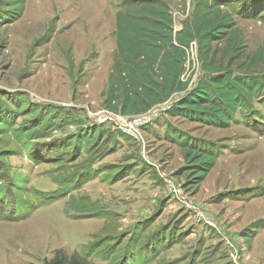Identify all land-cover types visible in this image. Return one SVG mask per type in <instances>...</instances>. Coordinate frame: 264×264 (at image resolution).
I'll return each instance as SVG.
<instances>
[{"label": "rangeland", "instance_id": "rangeland-1", "mask_svg": "<svg viewBox=\"0 0 264 264\" xmlns=\"http://www.w3.org/2000/svg\"><path fill=\"white\" fill-rule=\"evenodd\" d=\"M122 1L0 0L10 18L0 17V103L19 109L7 103L3 94H8L70 119L60 129L30 137L26 146L13 131L0 132V180L8 183L0 181V264H44L56 256L67 262L74 254L91 264H264V92L251 113L239 111L238 123L225 129L169 119L188 137L223 148L192 195L175 176L183 158L161 136L167 119L162 112L139 140L121 136L98 118L105 111ZM164 1L178 31L194 0ZM227 1L237 7L241 0ZM236 22L245 53L263 73L264 23ZM217 51L221 59L220 47ZM188 53L186 77L195 83L203 75L196 44ZM30 121V115H20L15 125ZM88 129L94 136L91 153L68 147ZM167 182L180 186L216 228L181 206Z\"/></svg>", "mask_w": 264, "mask_h": 264}, {"label": "trees", "instance_id": "trees-1", "mask_svg": "<svg viewBox=\"0 0 264 264\" xmlns=\"http://www.w3.org/2000/svg\"><path fill=\"white\" fill-rule=\"evenodd\" d=\"M236 2L237 7L227 0H194L191 16L182 22L179 31H174L172 13L164 0H123L115 16V50L102 108L124 117L137 116L176 97L162 114L167 119L162 123L165 131L161 136L179 147L183 166L175 176L183 178L182 187L192 195L198 193L223 148L217 142L188 137L172 127L169 119L225 129L231 123H238L239 111L251 113L254 101L264 92V72L258 73L257 59L245 53L242 32L236 22V18H244L264 23V0ZM22 8L20 1L13 13L16 18L20 17ZM0 12L6 14L0 15L1 20L10 19L7 11L0 9ZM192 42L196 44L203 73L195 83L191 77H186L187 50ZM217 47H220L221 59H217ZM3 95L7 103L19 109L12 111L1 101L0 132L13 131L25 146L30 137L70 124L63 111L34 107L23 98ZM20 115H30L32 121L16 127L15 121ZM146 128L148 126L143 129ZM91 134L90 129L82 131L80 139L76 137L68 147L75 151L81 146L91 153L94 149ZM14 188L12 186L11 190ZM2 199L4 201L6 195ZM44 264L91 263L74 254L67 262L56 256Z\"/></svg>", "mask_w": 264, "mask_h": 264}, {"label": "built area", "instance_id": "built-area-1", "mask_svg": "<svg viewBox=\"0 0 264 264\" xmlns=\"http://www.w3.org/2000/svg\"><path fill=\"white\" fill-rule=\"evenodd\" d=\"M193 45H195L194 42H192L190 46ZM188 50L187 54L189 58ZM175 99L176 97H174V101L170 99L167 103L160 106H156L152 108L148 113L142 115L124 117L118 114L110 113L105 110L98 116V118H100V121L102 123L106 121L113 124V127L120 133L127 135L132 139L139 140V136H141L140 133L142 129L144 127L150 126L154 117L157 116L159 112H165L171 106V104L175 102ZM167 187H169L170 193L178 201V203L184 208L188 209L189 212L193 213L195 219L203 222L208 227L216 228L213 220L206 219L204 215L198 210V208L195 207V205H191L186 200L180 186L174 185L172 182H167ZM225 242L229 245L227 247L231 248L230 241L226 239Z\"/></svg>", "mask_w": 264, "mask_h": 264}, {"label": "crops", "instance_id": "crops-1", "mask_svg": "<svg viewBox=\"0 0 264 264\" xmlns=\"http://www.w3.org/2000/svg\"><path fill=\"white\" fill-rule=\"evenodd\" d=\"M181 29V26H180V28L178 29V31Z\"/></svg>", "mask_w": 264, "mask_h": 264}]
</instances>
